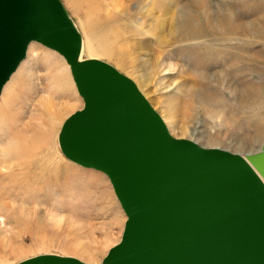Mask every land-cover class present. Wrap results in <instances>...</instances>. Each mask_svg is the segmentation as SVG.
I'll return each mask as SVG.
<instances>
[{
    "label": "rangeland",
    "instance_id": "rangeland-1",
    "mask_svg": "<svg viewBox=\"0 0 264 264\" xmlns=\"http://www.w3.org/2000/svg\"><path fill=\"white\" fill-rule=\"evenodd\" d=\"M61 1L85 54L135 80L176 134L243 155L260 150L264 0ZM183 8L198 14L200 31L176 27ZM217 16L225 30L215 28ZM22 61L0 96V264L41 253L99 263L120 240L126 215L107 176L69 161L58 144L83 100L56 51L32 42ZM204 88L217 95L200 104L195 93ZM62 105L71 109L51 115Z\"/></svg>",
    "mask_w": 264,
    "mask_h": 264
},
{
    "label": "water",
    "instance_id": "water-1",
    "mask_svg": "<svg viewBox=\"0 0 264 264\" xmlns=\"http://www.w3.org/2000/svg\"><path fill=\"white\" fill-rule=\"evenodd\" d=\"M69 65L81 109L64 156L104 173L126 215L99 263L41 253L15 264H264V142L245 154L174 137L132 78L95 57L61 0H0V91L30 42Z\"/></svg>",
    "mask_w": 264,
    "mask_h": 264
},
{
    "label": "bare ground",
    "instance_id": "bare-ground-1",
    "mask_svg": "<svg viewBox=\"0 0 264 264\" xmlns=\"http://www.w3.org/2000/svg\"><path fill=\"white\" fill-rule=\"evenodd\" d=\"M64 4V3H63ZM101 6V4L98 2V7H100ZM65 7V6H64ZM67 9V8H66ZM183 9H185V8H183ZM68 12V11H67ZM198 16V14L196 15H194L193 13H191V12H189V11H186V9L183 11H178V10H176V12H175V15H174V19H175V22H176V27L177 28H181V29H184V31H190V30H192V28H193V26H195L196 28H198L199 29V31L201 30V23H200V20H199V18L197 17ZM203 19V18H202ZM201 19V20H202ZM72 20L74 21V19L72 18ZM216 20H217V23L216 24H214V26H215V28L217 29V30H219V31H222V30H225V26L223 25V23H222V21H221V18L219 17V16H217L216 17ZM74 24L76 25V27L78 28V26H77V24L75 23V21H74ZM108 24V23H107ZM190 24V25H189ZM202 28H204L205 29V27L203 26ZM78 30H79V28H78ZM79 32L81 33V31L79 30ZM197 32V31H196ZM81 38H82V47H81V53H80V59H83V58H89L86 54H85V39L83 38V35H82V33H81ZM32 42H34V41H32ZM32 42H30L29 43V47H30V44H32ZM29 47L27 48V52H26V55H25V57H27V54H28V49H29ZM108 55H109V52H106ZM24 57V58H25ZM23 58V59H24ZM100 59V58H99ZM23 62V61H22ZM22 62H20L19 63V65L17 66V68L15 69V71H13L12 72V74L10 75V77L4 82V84L2 85V88H1V91H0V96H1V94H2V91H3V89L5 88V86H6V84L10 81V79H11V77L13 76V74L17 71V69L19 68V66L21 65V63ZM126 75V74H125ZM128 76V75H127ZM129 77V76H128ZM208 79V78H207ZM133 80V79H132ZM134 82H135V80H133ZM136 83V82H135ZM136 86L138 87V89L141 91V89L139 88V86L137 85V83H136ZM142 92V91H141ZM142 94L145 96V94L142 92ZM196 95H195V98L197 99V100H199L201 103L200 104H202V102L204 103V102H206V101H211V100H214L215 98H216V95H217V93L216 92H214V91H212V90H210L209 88H204V90L203 89H201L200 90V92H197V93H195ZM146 97V96H145ZM218 98V97H217ZM11 99V98H10ZM147 99V98H146ZM148 100V99H147ZM7 101H10V100H7ZM52 108L53 107H55V105H53V104H51L50 105ZM69 109H71V106H67V105H62V106H60L59 108H57L56 110H52V109H50V111H51V115H53V116H62V115H64V113H66ZM159 113V112H158ZM160 114V113H159ZM160 116L162 117V115L160 114ZM168 118V121H169V126H167V124H166V122H165V120H164V118L162 117V119H163V121H164V123L166 124V127L168 128V131L170 132V134H172L174 137L176 136V137H178V138H187L183 133H181V134H176L175 133V128L173 127V125H175V124H173L172 123V121H171V118L170 117H167ZM170 127V128H169ZM12 136L13 137H15V138H20V137H18L16 134H12ZM12 137V138H13ZM257 137V136H256ZM14 138V139H15ZM21 139V138H20ZM23 139V138H22ZM188 139V138H187ZM191 140V139H190ZM192 141H194V140H192ZM194 142H196V141H194ZM264 142V141H263ZM196 143H198V142H196ZM199 144V143H198ZM199 145H201V144H199ZM201 146H203V145H201ZM203 147H205V146H203ZM218 148H221V147H218ZM222 149H224V148H222ZM225 150H227V149H225ZM228 151H230V150H228ZM62 152V151H61ZM232 152V151H231ZM235 153V152H234ZM237 153V152H236ZM63 154V153H62ZM239 154H241V153H239ZM64 155V154H63ZM241 155H243V154H241ZM244 156V155H243ZM68 159V158H67ZM69 160V159H68ZM69 161H71V160H69ZM73 163H75V162H73ZM83 167V166H82ZM71 249L72 250H75V251H77V250H79V249H81L82 250V252H86V253H92L93 252V249L92 248H90V247H84V246H82V247H79V246H73V247H71ZM15 251V250H14ZM93 254V253H92ZM77 258V257H76ZM81 260V259H80ZM83 261V260H82ZM88 263V262H87Z\"/></svg>",
    "mask_w": 264,
    "mask_h": 264
}]
</instances>
